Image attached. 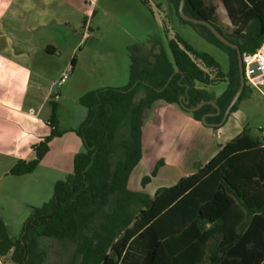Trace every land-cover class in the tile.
I'll list each match as a JSON object with an SVG mask.
<instances>
[{
    "label": "trees",
    "instance_id": "obj_1",
    "mask_svg": "<svg viewBox=\"0 0 264 264\" xmlns=\"http://www.w3.org/2000/svg\"><path fill=\"white\" fill-rule=\"evenodd\" d=\"M174 5L183 23L196 25L182 17L181 0H174ZM183 11L210 22L224 35L212 0H184ZM202 25L208 33L199 30L200 35L228 53L229 70L223 71L211 54L175 34L168 42L173 60L163 46L151 62L148 56L134 54L126 86L83 94L79 102L85 115L70 129L85 147L74 156V173L56 182L52 199L34 208L18 237L10 236L0 219L1 256H10L14 264H46L44 243L58 239L78 244L80 264H264V135L243 131L208 162H195L191 174L153 195L129 188L143 158V127L157 101L176 104L217 130L238 110L250 88L245 81L232 105L242 84L239 52H255L264 42V0H255L245 11L232 39L224 35L238 49ZM46 51L54 53V47ZM75 64L76 56L72 71ZM222 81L227 88L220 95L206 89ZM142 85L146 92L137 100ZM50 104V134L33 145L35 158L19 160L10 174L33 173L51 142L67 132L61 128L59 103ZM164 162L158 160L151 174L141 179L143 187ZM98 216L100 226L85 233ZM134 251L140 256L129 259Z\"/></svg>",
    "mask_w": 264,
    "mask_h": 264
},
{
    "label": "rangeland",
    "instance_id": "obj_2",
    "mask_svg": "<svg viewBox=\"0 0 264 264\" xmlns=\"http://www.w3.org/2000/svg\"><path fill=\"white\" fill-rule=\"evenodd\" d=\"M149 1L150 5L144 4L142 0H97L88 18L78 11L71 12L72 28L76 29H72L71 35L54 29L56 36L49 39V42L58 49L55 56L42 59L41 73L46 77L45 81L51 82L56 78L76 56L74 70L67 69V79L60 86L56 83L53 86L56 93L51 94V99L59 103L61 128L67 132L64 137L54 140L51 151L33 174L9 176L0 182V206L5 209V217L15 237L21 234L34 208L42 207L52 199L56 182L66 180L74 173V156L85 151L81 139L70 131L79 126L82 112L85 111L79 102L80 97L99 88L126 86L132 55L148 56L151 62L152 55L163 46L173 60L168 42L175 34H179L197 50L211 54L223 71L229 70L228 53L200 35L199 30L208 33L201 23H183L178 17L174 0ZM212 2L215 4V0ZM219 27L226 37L233 38L225 28ZM85 32L88 34L83 37ZM78 42L80 45L75 49ZM226 88L227 82L222 81L206 89L220 95ZM58 92L60 94L56 98ZM145 92L146 87L140 86L136 99L142 98ZM164 104V101L154 104L143 127V158L132 172L129 182V188L133 191L153 195L158 189L170 186L189 174L194 168L193 159L198 160L197 156H200L199 160L204 164L205 159L209 160L216 153L203 155L201 150L219 144L215 142L212 145L210 138L230 141L243 131L255 137L263 136L264 86L262 90L250 87L240 101L238 110L229 116L221 128L212 129L211 134L204 132L208 128L205 124L200 122L194 128L183 125L184 121L171 112H167L163 119L164 109L159 107ZM49 114L50 103L41 114L42 120L50 117ZM9 118H12L11 114ZM188 129L193 131L191 135L187 134ZM49 131L42 124V134H48ZM160 159L165 161L164 169L162 172L159 170L152 181L143 187L141 179L151 174ZM101 221V216L95 218L85 233L91 234L100 226ZM77 245L68 240H46V264H80ZM5 264H11L10 256L5 259Z\"/></svg>",
    "mask_w": 264,
    "mask_h": 264
},
{
    "label": "crops",
    "instance_id": "obj_3",
    "mask_svg": "<svg viewBox=\"0 0 264 264\" xmlns=\"http://www.w3.org/2000/svg\"><path fill=\"white\" fill-rule=\"evenodd\" d=\"M96 1L0 0V182L9 176H14L10 174V170L19 160H33L36 156L33 145L50 134V131L48 134L41 132L42 124L50 129L47 124L49 116L42 120L41 114L51 102V94L56 93L53 86L68 71L67 69L69 71L72 69L70 63L68 68L62 69L51 82L45 81L46 77H43L41 73L42 59L46 56L47 58L55 56L57 53L56 45L49 42V39L56 36L54 29L71 35L72 29L76 30L72 28L71 12L78 11L88 18ZM147 1L150 5V1ZM254 1L215 0L217 24L234 35L233 32L241 23L245 11ZM87 34L85 32L83 37ZM79 45L80 42L74 46L75 49ZM48 46L54 47V53L46 51ZM45 61H49V59ZM59 94L60 92H58V96ZM161 107L164 109L163 119L167 112H171L184 121L182 122L183 125H190L194 128L200 123L191 114L182 111L176 104L165 102L159 108ZM10 114L12 118H9ZM84 115L85 111L82 112L80 122ZM181 128L184 129V127ZM205 129L204 132L208 134L213 131L209 127ZM192 133L193 131L188 129L187 134L191 135ZM210 139L212 145H215V142L219 144L201 150L203 155L208 154V152L211 153L210 155L217 153L222 144L229 142V140H226L227 142L217 141L219 138L215 139V137ZM162 155L164 157L165 153L163 152ZM197 157L199 160L200 156ZM198 160L194 158L193 165L195 162H201ZM209 160L206 161L205 159L204 164ZM164 167L165 164L160 168V172ZM193 171L194 168L189 174ZM31 174L33 173L27 175ZM4 212L5 209L0 206V219L5 222L10 236L15 237ZM136 253L138 254L136 251L132 252L129 259H135ZM138 255L140 256V254ZM6 258L0 255V264H5Z\"/></svg>",
    "mask_w": 264,
    "mask_h": 264
},
{
    "label": "built area",
    "instance_id": "obj_4",
    "mask_svg": "<svg viewBox=\"0 0 264 264\" xmlns=\"http://www.w3.org/2000/svg\"><path fill=\"white\" fill-rule=\"evenodd\" d=\"M242 63L246 84L249 87L262 90L264 86V42L255 52L243 53ZM67 77L68 74L64 73L57 82V86L62 85ZM56 98H58V95ZM262 134L264 135V129H262Z\"/></svg>",
    "mask_w": 264,
    "mask_h": 264
},
{
    "label": "water",
    "instance_id": "obj_5",
    "mask_svg": "<svg viewBox=\"0 0 264 264\" xmlns=\"http://www.w3.org/2000/svg\"><path fill=\"white\" fill-rule=\"evenodd\" d=\"M183 5H184V0H181V5H180V13L182 15V17L188 21L194 22V23H201L206 25L213 33L215 36H217L221 41H223L224 43H226L227 45H230L236 49H238V46L234 43H232L231 41H229L216 27H214L210 22L205 21V20H201V19H197V18H192L188 15H186L183 11ZM239 65H240V73H241V89L239 91V93L236 95V97L234 98L232 105L234 103L237 102L240 93L242 92L244 85H245V77H244V67H243V63H242V54L239 52ZM231 105V106H232ZM231 106L229 107L227 114L229 113ZM14 264V263H12Z\"/></svg>",
    "mask_w": 264,
    "mask_h": 264
}]
</instances>
